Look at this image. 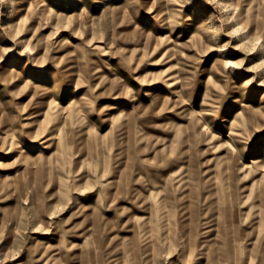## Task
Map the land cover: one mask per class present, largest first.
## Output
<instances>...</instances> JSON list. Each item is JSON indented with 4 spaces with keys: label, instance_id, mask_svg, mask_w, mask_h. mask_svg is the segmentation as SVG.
<instances>
[{
    "label": "rangeland",
    "instance_id": "rangeland-1",
    "mask_svg": "<svg viewBox=\"0 0 264 264\" xmlns=\"http://www.w3.org/2000/svg\"><path fill=\"white\" fill-rule=\"evenodd\" d=\"M0 264H264V0H0Z\"/></svg>",
    "mask_w": 264,
    "mask_h": 264
},
{
    "label": "bare ground",
    "instance_id": "bare-ground-1",
    "mask_svg": "<svg viewBox=\"0 0 264 264\" xmlns=\"http://www.w3.org/2000/svg\"><path fill=\"white\" fill-rule=\"evenodd\" d=\"M240 15H241L240 20L242 19L241 22L242 21L246 22L247 26H251V24L254 22L253 14L249 15L248 10L246 8H244V11H242V13ZM8 134L9 133H5V136H8Z\"/></svg>",
    "mask_w": 264,
    "mask_h": 264
}]
</instances>
